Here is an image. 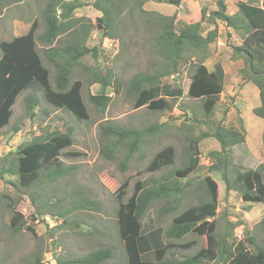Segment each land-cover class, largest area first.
<instances>
[{"label": "rangeland", "instance_id": "obj_1", "mask_svg": "<svg viewBox=\"0 0 264 264\" xmlns=\"http://www.w3.org/2000/svg\"><path fill=\"white\" fill-rule=\"evenodd\" d=\"M81 1L86 5L73 13L75 21L71 25L72 30L63 37L66 41L62 44H67L72 35L74 38L80 34L84 36L86 29L82 26H87L86 46L94 48L95 52L83 58L85 68H74L71 76V81L79 80L82 84L81 96L87 110V120H78L69 113L52 108L44 101L40 92L29 90L18 96L12 107L9 125L0 130V156H5L10 151L16 152L18 146L26 145L36 136L46 135L53 130L70 131L72 145L64 152L68 155H80H61L60 160L68 170V175L54 181L47 180L29 190L38 202L47 200V215L35 222L29 219L36 205L28 197V191L18 189L13 176L4 174L0 178V194L4 196L0 199V264H30L39 253L42 254L43 264H67L70 260L103 248L109 249L110 257L102 264H127L123 243L117 231L118 204L129 198L136 181L157 179L182 168L193 154L191 140L203 133L212 132L218 124L244 134V142L231 149V163L237 168L234 171L255 170L263 164V124L253 114V110L259 106L258 91L253 85H245L240 79L239 70L243 63L233 57L231 48L241 43L236 33L219 25L217 37L210 45L208 57L204 61L209 70L219 63L225 73L224 91L209 117L203 115L200 100L186 95L194 71L193 59L181 68L179 74L163 80L171 87L182 90L181 97L170 100L171 110L152 112L144 107L136 109L133 106L134 98L128 92L129 81L137 73L151 72L161 65V59L151 46L150 17L123 4L110 32L113 38H109L95 21L101 17V13L90 5L94 0ZM225 1L227 13L233 14L237 11L238 3L259 5L261 0ZM46 2L47 0H0V42L25 34L33 20L38 22L36 35L42 34V10ZM214 6L215 0H183L179 7L148 1L142 5V9L166 16L176 14L178 18L197 22L201 7L213 10ZM37 48L43 65L49 70L51 87L55 89V71L43 58L39 43ZM98 72L110 83L106 89L110 101L103 113L89 101L90 96L99 94L100 85L91 83L94 73ZM28 96L37 100L32 117H29L27 111ZM155 124L162 125V128L144 136L139 150L132 153L128 161L125 162L124 157L129 152L127 147L116 151L112 160L103 156L101 127L112 125L145 129ZM168 146L174 150L173 164L155 172H147L145 168L154 154ZM197 149L200 167L177 182L184 192L175 196V199H170L174 210L166 207L167 200L155 201L141 219L142 233L148 234L160 229L163 244L173 242L176 246H187L194 242L188 249L171 248L164 260L191 256L205 247L203 237L189 234L174 241L168 240L164 233L173 216L208 199L204 178L209 176L218 183L216 232L227 233L233 225L232 234L236 240L253 237L264 246V204L242 202L240 191L226 192L221 175L208 172L214 162L210 153L220 150L213 138L201 139ZM11 158L10 156L8 160ZM7 165L0 164V170ZM228 175L230 180L234 177L230 170ZM262 175L264 181V171ZM124 182L128 185L122 200H119L115 189ZM12 201H16V204ZM15 210L24 216L26 226L34 229L36 237L24 228L20 232H13L10 219ZM67 210L72 211L63 218L57 217ZM247 248L251 250L248 245ZM147 256L154 260L152 252Z\"/></svg>", "mask_w": 264, "mask_h": 264}, {"label": "trees", "instance_id": "obj_2", "mask_svg": "<svg viewBox=\"0 0 264 264\" xmlns=\"http://www.w3.org/2000/svg\"><path fill=\"white\" fill-rule=\"evenodd\" d=\"M19 2L20 0H7ZM154 1L179 7L183 0H94L90 5L101 13L96 18L97 26L113 38L112 32L116 17L122 5L139 10L150 18L151 46L161 59L158 69L151 72H139L129 81L128 92L134 98V108H146L149 111H169L172 109L170 100L181 97L182 90L164 83L173 74H179L181 68L194 61V71L191 74L186 95L202 102L203 115L209 117L225 88V73L222 66L216 63L209 70L204 61L209 54V47L215 41L218 26L236 33L241 40L239 46H231L235 59H240L243 67L239 70L241 81L253 85L258 91L259 106L253 114L262 120V157L263 164L255 170L243 172L234 171L237 168L231 163L232 147L244 142V134L226 128L221 124L215 126L210 133H203L191 140L193 154L188 162L170 175L157 179L136 181L129 198L118 204L117 231L123 243L127 264H264V246L251 238L236 240L233 236V225L230 233H217L218 183L207 176L204 178L208 199L195 206H190L173 216L164 236L169 240H181L192 234L205 239V247L193 255L184 258L164 260L166 253L175 247L191 248L194 242L187 246H176L173 242H161V230L155 229L148 234L142 233L141 219L150 206L160 199L167 200V206L174 210L170 199L183 194L184 189L177 184L193 174L199 166L198 142L203 138H213L219 145V151H213L210 156L214 160L209 167V173H219L225 185V191H240V199L245 203L264 204V0L260 4L238 3L237 11L227 13L225 0H215V8L199 9L200 19L189 22L178 18L176 14L166 16L145 12L142 5ZM81 0H47L42 10L44 31L36 35L38 22L33 20L28 31L9 41L0 42V130L9 125L12 107L22 93L29 90L42 94L44 101L56 110L69 113L78 120H87V110L81 96L82 84L79 80L71 81L76 67L85 68L82 59L95 52L94 48L86 46L87 26L84 36L76 38L73 35L67 44H62L63 37L70 33L75 19L73 13L85 6ZM37 43L41 46V54L54 69V88L51 87L49 70L43 65ZM91 83L100 85L98 95L89 97V101L99 107L103 113L110 101L106 95L109 81L100 73H94ZM27 111L33 116L37 105L34 97L28 96ZM162 125H153L145 129H129L121 126L107 125L101 127L103 136L102 154L107 160H112L116 151L127 147L125 162L131 154L140 148L141 140L148 134L158 132ZM17 130V129H15ZM72 145L71 132L53 130L46 135H38L26 145L18 146L16 152L10 151L0 156V164H8L0 170V178L4 174L16 178L15 186L21 191H28V197L34 203L35 211L29 216L31 222L47 215V200L38 202L29 190L34 186L48 181H54L68 175V170L60 160V156L78 157L80 154L68 155L64 150ZM64 153V154H63ZM11 160H8L9 157ZM174 150L165 147L156 152L148 162L145 170L155 172L173 164ZM10 162V163H9ZM228 170L234 173L230 180ZM122 183L115 190L116 197L122 200L127 187ZM4 197L0 194V199ZM20 197V196H18ZM13 202V201H12ZM14 205L16 201L13 202ZM85 208V206H81ZM72 210L59 213L63 218ZM53 216V215H52ZM43 221V220H42ZM263 222H260V224ZM10 226L14 233L26 229L36 237L34 229L27 225L24 216L19 211H13ZM250 246L251 250L247 248ZM154 254V260L148 259V254ZM42 254L35 255L30 264H43ZM110 257L108 248L98 249L67 264H102ZM57 264H61L58 262Z\"/></svg>", "mask_w": 264, "mask_h": 264}, {"label": "water", "instance_id": "obj_3", "mask_svg": "<svg viewBox=\"0 0 264 264\" xmlns=\"http://www.w3.org/2000/svg\"><path fill=\"white\" fill-rule=\"evenodd\" d=\"M14 151H15V149H14Z\"/></svg>", "mask_w": 264, "mask_h": 264}]
</instances>
